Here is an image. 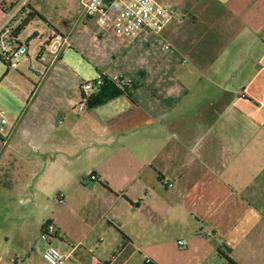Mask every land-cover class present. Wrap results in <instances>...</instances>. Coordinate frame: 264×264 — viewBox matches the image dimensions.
Segmentation results:
<instances>
[{"label":"crops","instance_id":"1","mask_svg":"<svg viewBox=\"0 0 264 264\" xmlns=\"http://www.w3.org/2000/svg\"><path fill=\"white\" fill-rule=\"evenodd\" d=\"M158 1L175 8L159 32L73 18L48 24L69 37L57 60L21 63L36 78L0 61V111L17 121L0 138V264H46L32 248L45 222L64 264H264V0ZM26 5L0 0V46ZM99 74L133 86L76 115Z\"/></svg>","mask_w":264,"mask_h":264},{"label":"built area","instance_id":"2","mask_svg":"<svg viewBox=\"0 0 264 264\" xmlns=\"http://www.w3.org/2000/svg\"><path fill=\"white\" fill-rule=\"evenodd\" d=\"M121 0H79L83 17L96 16L102 30H112L118 38L131 40L135 38L142 30L149 29L159 32L173 18L175 13L174 6L169 2H160L158 0H124L121 2V9L111 16L108 13L109 8L115 2ZM8 34L3 39L0 46V57L7 64V68L17 69L23 60L28 57L30 64L32 58L29 56V48L19 43L16 38H9L13 28L7 27ZM37 30V29H36ZM38 34H39V30ZM69 37L61 35L58 32H50L48 38L39 44V53L42 50L47 51L52 60H57L62 50L69 47ZM47 70V68H45ZM121 94L125 93L133 86V81L123 76H113L106 78ZM104 83L102 76H97L94 80L83 81L79 86L80 100L73 107V112L80 115L89 109V103L93 100L101 86ZM17 127V121H10L4 111H0V138L4 141L8 140ZM91 180H95V176H90ZM169 187L172 184H168ZM56 233V227L51 222H45L40 229V238L47 246L42 254V258L46 264H64L67 257L62 255L60 251L52 246L49 241ZM179 246H184V241L177 242ZM12 263L15 258H10ZM143 264H152L150 258H145Z\"/></svg>","mask_w":264,"mask_h":264},{"label":"rangeland","instance_id":"3","mask_svg":"<svg viewBox=\"0 0 264 264\" xmlns=\"http://www.w3.org/2000/svg\"><path fill=\"white\" fill-rule=\"evenodd\" d=\"M31 5L36 12H39L46 19L45 20L46 23L39 19H35L33 22H31L28 29L22 34L21 42L23 43L25 39L32 34L31 30L33 28L37 27L40 30L37 38L33 39L29 43V46H28L29 51H32L33 49L38 48L39 45L35 44V42L42 43L48 38V35H49L48 24H50L52 27L55 26L58 29L65 31L67 27H70V25L73 24V18H77V20L79 21V26L81 25L80 24L81 22L87 24V22L89 21V19H87L86 17H82L83 15H82L81 7L79 5V0H31ZM26 7L27 5L25 6V8ZM118 9H119L118 4L113 5L108 10L109 15L114 16L118 12ZM96 19L98 20V18H95L94 22ZM97 22H96L97 23L96 25L100 27L99 21ZM112 33L114 34L113 31ZM33 64H34V67L38 66V68L41 69L39 70L40 72L43 71L42 67L37 65V63H33ZM2 66L4 69H6L4 65ZM19 68L23 70L26 74H28V76L36 78V75L29 70L28 64L27 65L20 64ZM9 70L15 71V69H12V68H9ZM31 209L32 208L26 207L25 209L26 216H28L29 210ZM39 234H40V230H38L37 232L38 242L35 243L32 246V248L35 249L36 247L39 249V251H43L45 249V244H44L45 242L41 240ZM52 246L54 245L52 244ZM139 263L142 264V260L140 259L139 256H136L133 259H131L130 262L127 264H139Z\"/></svg>","mask_w":264,"mask_h":264},{"label":"trees","instance_id":"4","mask_svg":"<svg viewBox=\"0 0 264 264\" xmlns=\"http://www.w3.org/2000/svg\"><path fill=\"white\" fill-rule=\"evenodd\" d=\"M23 13L25 14L23 15L22 19L19 21L17 26L12 29L9 35V38L14 40L16 44H19L18 42H16V38L20 35L22 31H24V29L28 26V24H30L31 21L39 19L46 23L45 19L29 6H27L26 9L23 8L19 15ZM0 61L7 68V64L2 60L1 57ZM99 76L103 77L104 83L101 86L97 96L92 100V106L102 104L109 99L121 95V93L115 90L114 86L109 81H107L104 75L99 74ZM226 259L230 264H235L229 257H226Z\"/></svg>","mask_w":264,"mask_h":264},{"label":"water","instance_id":"5","mask_svg":"<svg viewBox=\"0 0 264 264\" xmlns=\"http://www.w3.org/2000/svg\"><path fill=\"white\" fill-rule=\"evenodd\" d=\"M38 36V31L35 30L34 32H32V34L30 36H28L25 41L22 43L23 46L25 47H28L29 46V43L33 40V39H36ZM29 70L31 72H33L35 75H39V72L33 70V68L31 67V65L29 66Z\"/></svg>","mask_w":264,"mask_h":264}]
</instances>
